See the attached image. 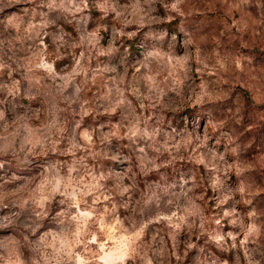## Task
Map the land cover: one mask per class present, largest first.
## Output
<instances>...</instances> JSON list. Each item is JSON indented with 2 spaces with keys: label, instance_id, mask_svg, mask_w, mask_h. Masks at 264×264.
<instances>
[{
  "label": "clouds",
  "instance_id": "obj_1",
  "mask_svg": "<svg viewBox=\"0 0 264 264\" xmlns=\"http://www.w3.org/2000/svg\"><path fill=\"white\" fill-rule=\"evenodd\" d=\"M261 113L264 0H0V264H264Z\"/></svg>",
  "mask_w": 264,
  "mask_h": 264
},
{
  "label": "rangeland",
  "instance_id": "obj_2",
  "mask_svg": "<svg viewBox=\"0 0 264 264\" xmlns=\"http://www.w3.org/2000/svg\"><path fill=\"white\" fill-rule=\"evenodd\" d=\"M169 27L172 31L176 30L175 25H170ZM245 96H247V93H245ZM188 114L192 115L191 109L188 110ZM258 120L260 121V125L258 126L257 131L248 133L246 136L243 137L244 140L250 141L254 138L256 140V143H260V137L264 136V113H261L258 116ZM226 127H228V126H226ZM233 179L235 180V177H233Z\"/></svg>",
  "mask_w": 264,
  "mask_h": 264
}]
</instances>
